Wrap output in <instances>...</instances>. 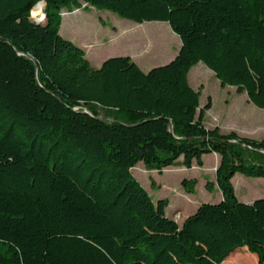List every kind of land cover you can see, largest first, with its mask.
Returning <instances> with one entry per match:
<instances>
[{
    "label": "trees",
    "instance_id": "obj_1",
    "mask_svg": "<svg viewBox=\"0 0 264 264\" xmlns=\"http://www.w3.org/2000/svg\"><path fill=\"white\" fill-rule=\"evenodd\" d=\"M39 1L0 0V264H251L242 247L264 264V196L242 201L232 180L264 178V138L207 126L212 97L189 80L203 61L264 108V0H44L37 22ZM83 4L142 23L152 44L143 22L166 21L182 45L148 71L130 55L96 67L60 32ZM212 152L222 198L183 222L133 173Z\"/></svg>",
    "mask_w": 264,
    "mask_h": 264
},
{
    "label": "rangeland",
    "instance_id": "obj_2",
    "mask_svg": "<svg viewBox=\"0 0 264 264\" xmlns=\"http://www.w3.org/2000/svg\"><path fill=\"white\" fill-rule=\"evenodd\" d=\"M45 5L46 3L44 1V4L41 6V11L36 15L32 12V17L35 21L45 22ZM62 16L61 34L84 48L92 65H95V60L101 61L104 57H107L106 55L110 51H115L111 52L113 54L110 56L134 53V60L143 70L148 71L153 66L167 63L173 59L182 45L181 38L172 30L166 21L153 20L143 22L147 24L149 30H153L151 35L156 37V41L152 44L146 42L147 34L142 30V23L123 18L107 9H98L94 6L88 7V5L83 4V7L75 8L72 11L64 8L62 10ZM123 26L127 28H122ZM200 66L206 67L207 72H199ZM189 80L193 87H196L200 83L205 84L200 98L201 105L207 102L208 95H211L214 100L212 110L207 112L209 126H212L216 120V113L222 114L226 100L233 97V104L231 103L230 106L233 108L241 107V110H244L242 115L253 117L250 106H252V110L260 114L256 123L249 120H242L238 133L258 139L264 138V108L258 107L250 102L246 96L235 94L234 90H236V86L227 85V88L221 87V80L203 61H200L191 68ZM205 161L203 166H199L196 162H194L192 167L176 164L165 167L162 171L148 169L140 161L133 167V173L149 190L155 200L163 197H168L169 200L171 199L172 203L168 206L167 211L169 214H174L177 212L174 210L175 207L181 205L182 200L188 198V195L195 202L199 203L217 202L221 199V191L216 183V170L220 162L218 163V160H216L214 163L213 154L205 155ZM235 175L234 184L236 192L242 201L264 196V178L251 177L240 172ZM184 178L197 179L194 192L186 191L182 185ZM153 180L155 182L152 186ZM208 181L214 183L212 189L207 187ZM179 212L178 218L180 221L184 215V211ZM238 256L244 262L259 264L254 253L250 252L246 247L239 249Z\"/></svg>",
    "mask_w": 264,
    "mask_h": 264
},
{
    "label": "crops",
    "instance_id": "obj_3",
    "mask_svg": "<svg viewBox=\"0 0 264 264\" xmlns=\"http://www.w3.org/2000/svg\"><path fill=\"white\" fill-rule=\"evenodd\" d=\"M122 28H127V27H125V26H123ZM129 35H130V33H129ZM145 45V44H144ZM111 52H115V51H110L109 53H107V57H104L101 61H97V60H95L94 62H95V65L94 66H96V67H99L102 63H103V61L106 59V58H108V57H111L110 55L111 54H113V53H111ZM134 53H129V55L130 56H132V58L133 59H135L134 58V55H133ZM138 59H139V57H138ZM154 67V66H153ZM152 68V67H151ZM150 68V69H151ZM149 70V69H148ZM199 72H204V73H206L207 72V68L206 67H203V66H200L199 67ZM201 85H203V89L205 88V84L204 83H200L199 85H197L196 87L194 86V88H196V89H199V87L201 86ZM220 85H221V87H223V88H227V85H222L221 83H220ZM203 89H202V92H203ZM235 91V94H241V95H243L244 97L246 96V97H248V94H247V92H245V91H243V92H240V91H238V89L236 88V90H234ZM202 95V94H201ZM212 97V96H211ZM232 99H233V97L232 98H228L227 100H226V105H225V107H224V110H223V112H222V114H217L216 113V120L214 121V123L212 124V126H209L208 125V122H207V113H206V117H205V123H206V125L207 126H209V127H215V126H219L220 128H221V130L222 131H224V132H229V131H232V130H235V131H237L238 132V130H239V128H241L240 126V124H241V121L242 120H249V121H252V122H254V123H256V120H257V118H259L258 116L260 115L259 114V112H256L255 110H252V106H250V110H251V112L253 113V117H248L247 115H242L243 113H244V110H241V107H235V108H233L232 106H230V104L232 103ZM245 99V98H244ZM249 99V98H248ZM229 101V102H228ZM233 104V103H232ZM213 106H214V100H213V98H212V106H211V108L207 111V112H210L211 110H212V108H213ZM240 108V109H239ZM235 116H237V117H235ZM263 116V115H262ZM207 154H213V156H214V163H215V161L216 160H218V163L220 162V159H221V156L218 154V153H216V152H212V153H207ZM207 154H204V156H203V160H204V164H205V155H207ZM203 164V165H204ZM235 176L236 175H234L233 176V178H232V180H233V183H234V180H235ZM261 178H263V177H261ZM197 185V184H196ZM234 186H235V184H234ZM218 187V186H217ZM196 188V187H195ZM236 189V188H235ZM220 190V189H219ZM261 194V193H260ZM187 195V194H186ZM220 197L222 198V192H221V194H220ZM258 198V197H257ZM256 198H252V199H246V202H252L253 200H255ZM172 203V200L170 199V203H169V205ZM201 203H199V202H195V200L191 197V196H189L188 195V198H186V199H184V200H182V203H181V205H179V206H176L175 207V211H178V212H176V213H174V214H177V213H180L179 211H184V215L181 217V220H180V222H183L184 221V219L188 216V215H190V214H192V213H194L196 210H197V208L199 207V205H200ZM168 205V206H169ZM168 206H167V208H168ZM167 208H166V211H167ZM174 211V212H175ZM167 214L168 215H172V214H169L168 213V211H167Z\"/></svg>",
    "mask_w": 264,
    "mask_h": 264
},
{
    "label": "bare ground",
    "instance_id": "obj_4",
    "mask_svg": "<svg viewBox=\"0 0 264 264\" xmlns=\"http://www.w3.org/2000/svg\"><path fill=\"white\" fill-rule=\"evenodd\" d=\"M43 2H40L39 5L37 6V8L41 11V6L43 5Z\"/></svg>",
    "mask_w": 264,
    "mask_h": 264
},
{
    "label": "built area",
    "instance_id": "obj_5",
    "mask_svg": "<svg viewBox=\"0 0 264 264\" xmlns=\"http://www.w3.org/2000/svg\"><path fill=\"white\" fill-rule=\"evenodd\" d=\"M178 215H179V213L174 214V217H175L177 220H179Z\"/></svg>",
    "mask_w": 264,
    "mask_h": 264
},
{
    "label": "water",
    "instance_id": "obj_6",
    "mask_svg": "<svg viewBox=\"0 0 264 264\" xmlns=\"http://www.w3.org/2000/svg\"><path fill=\"white\" fill-rule=\"evenodd\" d=\"M41 1H44V0H40L39 2H41ZM35 5H37V4H35ZM35 7V6H34ZM107 59V58H106Z\"/></svg>",
    "mask_w": 264,
    "mask_h": 264
}]
</instances>
